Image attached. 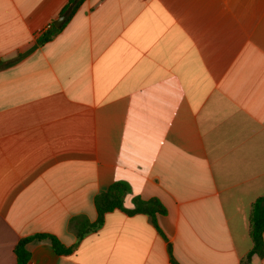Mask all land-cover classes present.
I'll use <instances>...</instances> for the list:
<instances>
[{
	"label": "crops",
	"instance_id": "obj_1",
	"mask_svg": "<svg viewBox=\"0 0 264 264\" xmlns=\"http://www.w3.org/2000/svg\"><path fill=\"white\" fill-rule=\"evenodd\" d=\"M69 1L0 0V62ZM117 181L128 208L164 204V235L114 210L69 255L30 242L28 264H264L248 259L264 197V0H84L0 68V264L35 234L76 245Z\"/></svg>",
	"mask_w": 264,
	"mask_h": 264
},
{
	"label": "trees",
	"instance_id": "obj_2",
	"mask_svg": "<svg viewBox=\"0 0 264 264\" xmlns=\"http://www.w3.org/2000/svg\"><path fill=\"white\" fill-rule=\"evenodd\" d=\"M84 0H70L68 4L63 8L61 15H67V20L61 27H56L53 23L41 33L33 47L24 53H19L16 57L0 62V68H7L18 64L35 49L44 46L51 41L54 37L61 33L65 25L75 14ZM131 194L130 186L124 181H117L107 187L105 190L98 193L94 198V205L97 211V218L94 222H90L87 219L82 220L77 225V239L76 245L66 247L62 242L54 235L51 234H35L23 238L15 248L16 264H28L30 260V253L27 249V245L35 240L41 241L50 240L54 251L58 255H69L77 247V244L91 233L98 231L105 222L106 214L114 211L121 210L128 215H147L154 227L162 234V230L158 225L157 218L159 215H165L167 209L164 204L158 198L143 199L136 195L132 197V206L126 207L125 200ZM251 236L253 240V248L248 255V259L252 256L264 257V197L259 198L253 205L250 217ZM170 253L172 252L171 246L169 247ZM173 264H178L171 258Z\"/></svg>",
	"mask_w": 264,
	"mask_h": 264
},
{
	"label": "water",
	"instance_id": "obj_3",
	"mask_svg": "<svg viewBox=\"0 0 264 264\" xmlns=\"http://www.w3.org/2000/svg\"><path fill=\"white\" fill-rule=\"evenodd\" d=\"M67 19V15H62L61 17H59L57 20H55L53 22V24L56 26V27H61L65 21Z\"/></svg>",
	"mask_w": 264,
	"mask_h": 264
}]
</instances>
